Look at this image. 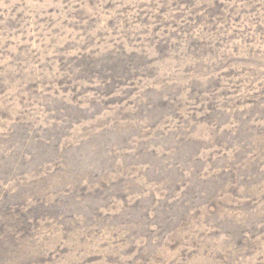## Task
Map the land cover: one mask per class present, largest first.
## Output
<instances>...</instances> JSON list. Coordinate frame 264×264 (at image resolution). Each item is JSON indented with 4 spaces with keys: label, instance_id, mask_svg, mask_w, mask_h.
Wrapping results in <instances>:
<instances>
[{
    "label": "rangeland",
    "instance_id": "1",
    "mask_svg": "<svg viewBox=\"0 0 264 264\" xmlns=\"http://www.w3.org/2000/svg\"><path fill=\"white\" fill-rule=\"evenodd\" d=\"M0 264H264V0H0Z\"/></svg>",
    "mask_w": 264,
    "mask_h": 264
},
{
    "label": "trees",
    "instance_id": "2",
    "mask_svg": "<svg viewBox=\"0 0 264 264\" xmlns=\"http://www.w3.org/2000/svg\"><path fill=\"white\" fill-rule=\"evenodd\" d=\"M194 154H196V151H195V153ZM175 163V162H174ZM173 165H175V166H173V167H176V164H173Z\"/></svg>",
    "mask_w": 264,
    "mask_h": 264
}]
</instances>
